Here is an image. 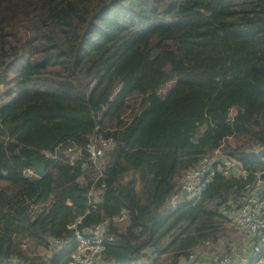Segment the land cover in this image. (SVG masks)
Returning a JSON list of instances; mask_svg holds the SVG:
<instances>
[{"label": "trees", "instance_id": "16d2710c", "mask_svg": "<svg viewBox=\"0 0 264 264\" xmlns=\"http://www.w3.org/2000/svg\"><path fill=\"white\" fill-rule=\"evenodd\" d=\"M0 85V264L122 211L101 264L231 253L238 209L264 199V0H0ZM135 95L150 97L137 113ZM99 132L116 145L89 209L84 148ZM216 150L241 171L218 172L194 205L181 180ZM34 161L44 177L25 173Z\"/></svg>", "mask_w": 264, "mask_h": 264}, {"label": "built area", "instance_id": "2783aa9c", "mask_svg": "<svg viewBox=\"0 0 264 264\" xmlns=\"http://www.w3.org/2000/svg\"><path fill=\"white\" fill-rule=\"evenodd\" d=\"M1 100V98H0ZM116 141L112 137H107L99 132L95 134L91 141L86 144L85 153L87 160L82 164L83 170L91 168L94 176L90 185L87 198L89 209H96L101 201V187L98 181L102 177L104 168L105 153L115 147ZM71 149V148H70ZM47 156H53L46 152ZM82 155V149L76 148L72 162ZM240 160L233 156L224 154L216 150L213 154L205 156L194 168L189 169L181 180L182 190L195 205L203 195L206 185L216 176L218 172L229 176L235 173L234 170L241 171ZM246 173V171H242ZM27 175H36L32 169L25 170ZM176 207V198L172 201ZM83 216H79L73 221L69 228L73 231L68 238H49L46 250L42 252L38 260L15 259V264H50L52 257L71 240L75 241L76 248L71 254L69 264H101L107 243L113 240V235L109 228L111 221L121 222L126 218V212L122 211L113 219H102L89 228H81ZM239 227L252 237H257L258 242L254 243V252L261 254L264 249V199L256 192L251 193L242 203L237 212ZM244 256L238 254H215L206 264H249Z\"/></svg>", "mask_w": 264, "mask_h": 264}, {"label": "rangeland", "instance_id": "374dc122", "mask_svg": "<svg viewBox=\"0 0 264 264\" xmlns=\"http://www.w3.org/2000/svg\"><path fill=\"white\" fill-rule=\"evenodd\" d=\"M172 84H169L164 92L171 87ZM6 91V87L4 85H0V104L4 103V101L6 102V100L4 99V93ZM150 100V97L149 96H142V95H135V96H132L129 100V104H130V107L132 109V112L133 113H137L140 109V107H143L147 104V102ZM105 162V160H104ZM236 225V224H235ZM238 228V227H236ZM247 240V236L245 234V232L240 228V230L238 231L237 234L233 235L231 237V240H229V244H230V247L232 248L230 250L231 253H220L219 251H216L214 250V248H209V249H206L205 251L201 252V254H199V261L198 262H195L194 264H202L203 262L207 261L208 257H210L212 254L214 255L215 254H238L240 256H243L246 258V260L248 261V254H249V249H244L243 245L242 244H245ZM241 243V250L239 249H236L238 248V244ZM236 250V251H235ZM229 252V251H228ZM248 255V256H247ZM261 260V262L259 264H264V257L259 259Z\"/></svg>", "mask_w": 264, "mask_h": 264}, {"label": "crops", "instance_id": "0c3cea01", "mask_svg": "<svg viewBox=\"0 0 264 264\" xmlns=\"http://www.w3.org/2000/svg\"><path fill=\"white\" fill-rule=\"evenodd\" d=\"M260 185V184H259ZM176 198V197H175ZM174 198V199H175ZM173 201V200H172ZM237 219H238V217H237V215H236V219H235V224L237 225V227L239 228V230H240V227H239V225H238V221H237ZM245 232V231H244ZM245 234H246V236H247V240L245 241L246 243L245 244H242L243 245V247H244V249H249V256H248V259L249 258H251V259H249V262L251 263V264H259L260 262H261V260H259V259H261V258H263L264 257V249H263V252L261 253V254H256L255 252H254V243H257L258 242V238L257 237H252L251 235H249L247 232H245ZM238 248H236V249H239V250H241V243L240 244H238V246H237ZM236 251V250H235ZM214 255H215V253H214ZM213 256V254L210 256V257H208V259H207V261H205V262H203L202 264H206L209 260H210V258ZM244 256V255H243ZM199 261V257L197 256V255H195V256H192L189 260H186V262L185 261H183V263L182 264H194L195 262H198Z\"/></svg>", "mask_w": 264, "mask_h": 264}, {"label": "water", "instance_id": "95a60500", "mask_svg": "<svg viewBox=\"0 0 264 264\" xmlns=\"http://www.w3.org/2000/svg\"><path fill=\"white\" fill-rule=\"evenodd\" d=\"M32 166L34 167V172L37 176L44 177L47 174L46 164L44 162L34 161L32 163ZM234 172L236 173L237 170H234ZM152 251H153V249L150 250V252H152Z\"/></svg>", "mask_w": 264, "mask_h": 264}]
</instances>
